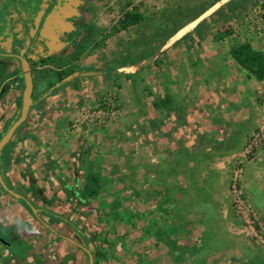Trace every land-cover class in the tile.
<instances>
[{
    "label": "rangeland",
    "instance_id": "1",
    "mask_svg": "<svg viewBox=\"0 0 264 264\" xmlns=\"http://www.w3.org/2000/svg\"><path fill=\"white\" fill-rule=\"evenodd\" d=\"M262 3L98 0L89 13L96 41L125 12L145 18L77 66L99 86L60 94L58 119L102 181L87 199L95 263L264 264V81L231 56L264 52ZM165 93L171 109H156Z\"/></svg>",
    "mask_w": 264,
    "mask_h": 264
},
{
    "label": "crops",
    "instance_id": "2",
    "mask_svg": "<svg viewBox=\"0 0 264 264\" xmlns=\"http://www.w3.org/2000/svg\"><path fill=\"white\" fill-rule=\"evenodd\" d=\"M97 5L98 0H0V141L2 130L10 128L21 111L25 86L17 56L38 64L61 54L87 29L101 28L89 17ZM216 61L223 63L220 57ZM224 74L219 71L217 80ZM102 78L95 70L77 69L74 76L52 88L34 78V105L6 147L0 171L7 186L37 209L38 218L0 186V237L11 243L10 248L0 243V264L90 263L86 225L94 224L83 192L95 173L83 154L85 141L67 133V121L58 117L65 111L60 110L61 92L90 90ZM40 84L47 88L38 90Z\"/></svg>",
    "mask_w": 264,
    "mask_h": 264
},
{
    "label": "trees",
    "instance_id": "3",
    "mask_svg": "<svg viewBox=\"0 0 264 264\" xmlns=\"http://www.w3.org/2000/svg\"><path fill=\"white\" fill-rule=\"evenodd\" d=\"M261 9L264 12V0ZM144 21L145 18L138 9H134L132 12H125L118 24L111 29L106 37H102L101 41H96L93 38L97 29L94 27L87 29L83 36L77 37L73 40L69 49L64 50L57 56L41 61L38 64H31L36 83L46 82L49 85V88L63 84L66 80L76 74L77 64L87 56L89 52L99 48L104 49L108 38L127 32L131 27L140 25L144 23ZM231 56L234 61L248 73L250 78H253L258 82L264 81V53L256 50L250 42L234 47L231 51ZM37 67H41V70L36 71ZM126 78L127 80H130L131 76L127 75ZM171 104L172 97L167 95L164 99L155 102L154 107L156 109L169 110L171 109ZM8 130L9 127L6 129V132ZM6 150L7 148L3 151L2 160ZM101 186V178L95 174L90 175L88 178V184L83 192L84 197L86 199L95 198L98 195ZM8 187L11 189L9 185ZM19 202L31 212L25 202ZM97 257L103 256L100 253H97ZM95 264L98 263L96 262Z\"/></svg>",
    "mask_w": 264,
    "mask_h": 264
},
{
    "label": "water",
    "instance_id": "4",
    "mask_svg": "<svg viewBox=\"0 0 264 264\" xmlns=\"http://www.w3.org/2000/svg\"><path fill=\"white\" fill-rule=\"evenodd\" d=\"M17 59L20 62V66H21L20 78L24 82L25 90L23 93L20 116L17 119V121H15L13 123V125L9 128V130L6 132V134L2 137V139L0 141V165H1V160H2V155H3L4 149L10 144V142L12 141V139L14 138L15 134L20 129V127L27 122L28 117H29L30 112H31V109L34 105V99H33L34 77H33V71L31 68V64L29 63V61L26 57L17 56ZM0 186L7 194H9L15 200L25 202L26 205L31 210L33 216L35 218H38L37 209L31 203H29L22 195L11 190L7 186L3 176L1 174V171H0ZM0 243L3 244L4 246H6L7 248L11 247V243L6 241L2 237H0ZM85 251L89 257L90 264H94L95 259L92 256L91 251L88 249H85Z\"/></svg>",
    "mask_w": 264,
    "mask_h": 264
},
{
    "label": "built area",
    "instance_id": "5",
    "mask_svg": "<svg viewBox=\"0 0 264 264\" xmlns=\"http://www.w3.org/2000/svg\"><path fill=\"white\" fill-rule=\"evenodd\" d=\"M259 136H261L262 138H264V126L261 128Z\"/></svg>",
    "mask_w": 264,
    "mask_h": 264
}]
</instances>
